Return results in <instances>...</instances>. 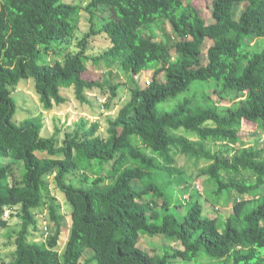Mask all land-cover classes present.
I'll use <instances>...</instances> for the list:
<instances>
[{"label": "trees", "instance_id": "obj_1", "mask_svg": "<svg viewBox=\"0 0 264 264\" xmlns=\"http://www.w3.org/2000/svg\"><path fill=\"white\" fill-rule=\"evenodd\" d=\"M67 1L0 0V228L8 227L9 210L21 220L12 259L0 264H264V148L246 147L240 135L256 126L264 133V48L250 50L264 39V0H212L208 18L196 0H90L86 9L103 14L104 23H91L78 51L62 46L82 10ZM167 24L170 33L156 40L154 26ZM98 35L109 48L91 57ZM49 50L63 59L47 61ZM89 62L103 63L105 72ZM145 71H153L152 81L141 88ZM115 72L133 84L132 97L108 118L106 138L87 118L70 131L57 126L51 136L43 135L44 114L14 122L12 94L22 79L34 80L46 112L66 103L63 89L83 104L89 92H110V110L122 86ZM212 81L223 97L236 95L239 107L225 114L210 95L200 98V87ZM188 92L173 110L157 109ZM209 143L223 147L210 151ZM183 157L208 163L199 177H207L213 207L228 194L225 219L210 217L195 199L200 192L180 166ZM51 176L72 208L63 252L61 208L46 194ZM174 189L185 203L194 201L186 212ZM44 205L55 230L36 242L30 230L38 232L35 212ZM143 234L168 238L172 247L151 254L140 246Z\"/></svg>", "mask_w": 264, "mask_h": 264}, {"label": "rangeland", "instance_id": "obj_2", "mask_svg": "<svg viewBox=\"0 0 264 264\" xmlns=\"http://www.w3.org/2000/svg\"><path fill=\"white\" fill-rule=\"evenodd\" d=\"M68 3L72 5H78L82 7V10L79 14V23L78 28L75 35L70 39V42L62 45L63 47H68L72 51H78L79 48L77 44L85 35V33L89 32L91 29V23L96 25L95 29H99L103 26V14L96 13L93 15L86 9L90 3V0H68ZM212 0H196V4L199 6H204V16L208 18L209 16V5H211ZM248 7V4H241L238 6V12L236 13L239 16L243 13ZM93 16V17H91ZM93 18V20H91ZM156 40L161 41L166 34L170 33V26L167 24L165 26L159 25L158 27L154 26ZM55 46V45H54ZM109 48V43L105 36L98 35L94 40H92L89 45V56L97 57L103 54ZM264 48V39H256L253 40V43L250 46V50L260 51ZM64 55H59L53 50H49L46 55L47 61H54L56 59H63ZM89 66L95 69L96 73L105 72V68L103 63L93 64L89 62ZM118 73V72H115ZM119 78H116L115 83H122L120 88V95L113 100L112 107L110 110L107 108V105L111 99V93L106 92L102 93V91L96 90L94 92L88 93V104H83L75 96L73 89H63V96L66 99V103L61 106H57L53 111L46 112L43 109L42 104L39 101V98L35 92L34 80L31 79H22L19 83L17 90L12 94V98L16 105V114L14 117V122L17 124H21L23 121L38 116L40 114H44L45 120V128L43 131L44 136H51L56 131V127L58 126L63 131L73 130L75 124L78 123L82 118L90 119V121H98L101 124V129L99 134L106 138L108 136V118H116L119 110L125 105L128 101H130L132 97V89L133 84L130 80L122 73L119 72ZM153 71H145L141 75L138 80V84L141 88H145L148 86V81H152ZM159 80L161 82L165 81L164 74L162 73L159 76ZM215 90H218L215 93ZM203 93L205 95H210L211 98L217 102L220 107L224 110L223 112L227 114L229 108H237L240 105V101L238 97L235 96H222L220 95V91L218 88V84L216 81H212L210 83H206L203 87H200V92H198V96L203 97ZM192 92H188L185 95L180 96L178 99L167 101L164 103H160L157 105V109L159 111H171L173 110L177 104L183 100L187 96H192ZM240 135L243 140H241L246 147H259L264 148V133L259 130V128H244L240 132ZM64 140V133L59 136L60 145ZM256 141H259L256 142ZM223 145H215L213 143H209L207 149L210 151H218L221 150ZM180 166L186 171L185 176L187 175L188 181L193 183L194 187L200 192L196 200H199L200 203L204 204L206 207L208 206L210 209L208 211V215L212 218L221 217L225 219L227 215L231 213V208L222 207L226 203V199L228 198V194H225L222 199H220L219 204L222 206L213 207L210 203L209 197L211 195V189H207L206 180L207 177H199L200 169L207 166L208 163L205 161H200L198 164L194 160H189L186 157L181 158L179 161ZM17 174L22 173L23 164L18 165ZM79 178V177H77ZM77 178H75L76 181ZM255 180V179H254ZM49 182V192L46 193L50 196V198L56 199V204H58L61 208V215L63 217L62 221V229L65 230L64 239L62 247L60 248L61 252L65 249V243L69 236V229L71 225V212L72 208L68 204L65 199L63 193L56 187L53 182V177H48ZM175 186V185H174ZM179 186V185H177ZM137 188H141V185L136 184ZM172 194L174 195V200L179 204L180 211L186 212V210L191 207L194 201L185 203L182 200L181 194L178 193L177 189L172 190ZM232 200L236 199L237 195L232 194ZM186 201V200H185ZM220 208V209H219ZM176 212V210H172ZM38 223V232L30 230L36 242H44L46 237L45 227L47 226L51 234L54 233V225L50 222V210L47 205H44L40 209L36 210ZM5 219L8 221V227L0 228V258H4L9 261L12 259L13 248L11 243L16 239V234L19 232L21 228V220L18 216V210H9L5 214ZM44 233V235H43ZM162 236H151L149 234H143L141 236L140 246L151 254H154L155 251L151 249H158L159 251L164 252V250L172 247L171 241L168 238H162L157 242L156 238H161ZM174 248H180L179 244H173ZM157 250V251H158ZM158 251V253H159ZM93 255V251L88 250L86 253V257H90ZM92 264H98L96 261ZM174 264H193L190 262H183L182 260H177ZM199 264H202L200 261Z\"/></svg>", "mask_w": 264, "mask_h": 264}, {"label": "built area", "instance_id": "obj_3", "mask_svg": "<svg viewBox=\"0 0 264 264\" xmlns=\"http://www.w3.org/2000/svg\"><path fill=\"white\" fill-rule=\"evenodd\" d=\"M150 84V81H148V85ZM45 232H46V234H48V232H49V229H48V227L46 226L45 227Z\"/></svg>", "mask_w": 264, "mask_h": 264}]
</instances>
